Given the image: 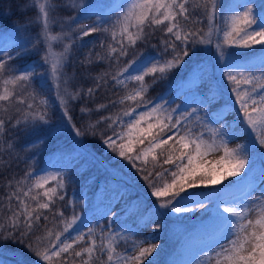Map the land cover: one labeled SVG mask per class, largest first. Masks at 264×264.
I'll list each match as a JSON object with an SVG mask.
<instances>
[{"label":"snow or ice","instance_id":"obj_1","mask_svg":"<svg viewBox=\"0 0 264 264\" xmlns=\"http://www.w3.org/2000/svg\"><path fill=\"white\" fill-rule=\"evenodd\" d=\"M33 4L34 18L0 31V264H159V236L137 239L142 229L159 233L201 210L171 264H264V0H24L16 8L23 17ZM61 7L75 14L58 17ZM95 33L102 51L81 63L103 70L69 76L76 41ZM32 55L40 60L14 63ZM101 92L118 98L96 103ZM64 133L52 153L60 167L13 171L40 155L20 153ZM78 177L80 193L69 194ZM9 242L17 247L5 259Z\"/></svg>","mask_w":264,"mask_h":264},{"label":"trees","instance_id":"obj_2","mask_svg":"<svg viewBox=\"0 0 264 264\" xmlns=\"http://www.w3.org/2000/svg\"><path fill=\"white\" fill-rule=\"evenodd\" d=\"M24 0H0V31H4L7 29H10L14 23L19 22V20L22 19H29V18H34L37 14H38V8H35L34 4L33 6L29 7L26 11V14L22 17L21 13L17 11L16 5L18 3H23ZM59 2L61 4H63V0H59ZM69 2H71V0H69ZM222 2H226V0H222ZM9 6H10V13L9 15H5L6 12L9 11ZM75 13L70 11V10H65L63 7H61L56 15L60 18H64L70 15H74ZM85 24H92L93 21L92 20H87L84 22ZM37 27H33L31 29V34L35 35L36 31H37ZM53 34H56L58 32H60V25L56 24L53 25L52 28ZM100 34L95 33L92 34L88 37H84L83 40H77L76 41V45L77 47H74L73 49V53H72V61L70 62V64L67 66L66 68V72L69 76H71L74 72L79 74L81 72L84 71L85 68H91V75L95 76L97 74L98 71H102V68H96L93 65H82V61L84 60V56L85 54H87L90 49L94 50V51H102V49H100L99 47V39H100ZM92 42V43H90ZM155 42V41H153ZM93 43L95 44V47L93 49ZM83 44L84 47H78V45ZM53 50L55 52H59L62 50V45L57 43V42H53ZM150 49H145V51H148ZM152 51H155L154 49H151ZM233 50V49H232ZM236 51H241L236 49ZM33 60L35 61H39L40 60V56L39 55H32L30 58L27 59V61L25 60H20V61H16L14 63L19 64V65H23L25 62L27 63H31ZM43 70V69H41ZM175 71H179V69L175 70ZM175 73L170 74V79L172 76H174ZM151 76L146 77V81L147 82H151ZM168 83V81H165L163 83H160L158 85H156L155 87H153L152 89L149 90L148 93V99H155L158 95L162 94L165 90H166V84ZM78 87H86V84H81L78 83L77 84ZM129 87H132V85H129ZM47 92V96L50 100V103L55 102V89L54 87H51L49 89H46ZM118 95H113L111 92L109 93H104L101 92L96 98L95 101L96 103H108L110 99H117ZM91 103L92 107L96 106V103ZM179 103V101L177 102ZM116 109H113V112H115ZM107 114V113H105ZM73 115L74 117H76V122L77 124H80L81 121L79 119L80 117V113H79V108L73 106ZM99 114H95L93 116V119L98 118ZM50 116H51V125L55 126L56 124L60 123V119H59V111L57 110V108L52 107L50 109ZM66 137H68L67 133H64L62 135L56 136L52 139L49 140V142L47 143V145L41 146V147H37V148H33L30 151L29 150H25L24 152L20 153L21 157H26V156H31L34 153L39 152L40 155L35 157L34 161H29L28 164H25L21 161V163L19 164V167L16 168L15 166H13V171H15L17 173V175H23L25 170H28L30 165H32L33 163H35L36 167H40L41 165L44 166H55V167H60V164L62 163L60 161V158L58 155H52L53 152H55L56 148L58 147V145L63 144L66 142ZM36 137H30L29 139H35ZM88 143L90 145H98L99 141L98 140H89ZM111 155V154H109ZM0 176H2V174H0ZM84 178L83 177H78L76 178V183L73 184H69L68 186V192L69 194H71L73 191H75L77 194L80 193L81 190V183L82 180ZM6 183V181L3 178H0V195H3V185ZM225 183H227V181H225ZM141 186L144 185V182L141 180L140 181ZM222 187V185H221ZM147 191V189H145ZM96 191L95 185L91 186L89 189V195H92V193H94ZM196 191H206V189H196ZM79 210V209H78ZM202 212L200 213V216L197 217L194 220H187L185 222V224H183V226L179 227L176 229L175 225L173 224H180L177 222H174L172 220L166 221L167 227L166 228H161L159 233H156L155 230L152 227H148V228H144L141 231V235L139 237H137V239H141L144 236H151L153 234H156L159 236L160 238H166L165 244L163 245V254L161 256V258L159 259V264H171V261L175 260L178 258L177 253L180 252V245L178 243L179 240L182 239V235L185 231V227L186 226H190V225H196L200 222V218L202 216ZM68 216L71 215V212L69 211L67 213ZM190 215V214H189ZM17 246L11 244L10 242L7 243L6 245H4L5 248V259H8L11 256V250L15 249ZM33 258L34 257H30ZM147 264V262H146Z\"/></svg>","mask_w":264,"mask_h":264},{"label":"rangeland","instance_id":"obj_3","mask_svg":"<svg viewBox=\"0 0 264 264\" xmlns=\"http://www.w3.org/2000/svg\"><path fill=\"white\" fill-rule=\"evenodd\" d=\"M232 51H236V49H233ZM229 119H231V117H229ZM243 140H244V138L243 137H240L236 141H234L230 146L231 147H235L237 144L242 143ZM215 158H216L215 156H210L208 159H215ZM201 211H203V210H201ZM201 211H198V212H195V213L190 214L189 216L191 218L189 220H194L197 217H199ZM173 225H175L176 229L179 228V227H181V226H183V224H173ZM165 241H166V238H161V239H158L156 241L158 244L161 245V247L158 248V252H159V256L157 257L158 261H159V259L161 258L162 254H163V250L162 249H163V245L165 244ZM145 246H148V245L145 244Z\"/></svg>","mask_w":264,"mask_h":264}]
</instances>
